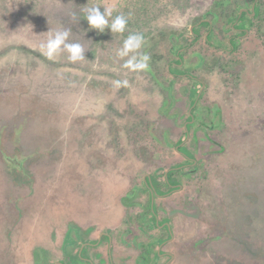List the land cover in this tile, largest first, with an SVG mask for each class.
Instances as JSON below:
<instances>
[{
  "label": "flooded vegetation",
  "instance_id": "obj_1",
  "mask_svg": "<svg viewBox=\"0 0 264 264\" xmlns=\"http://www.w3.org/2000/svg\"><path fill=\"white\" fill-rule=\"evenodd\" d=\"M263 5L264 0L212 4L185 37H169L167 78L156 77L151 96L142 102L128 95L127 100L117 99L122 104L108 98L101 109L95 100L92 106L97 108L90 116L102 122L97 127L102 136L96 145L76 150L70 188L76 195H93L101 188L103 173L114 170L115 203H101L102 213L111 219L100 225L80 224L68 209L54 212L46 199L51 188L46 176L54 169L43 167L36 175L37 187L32 178L28 194L8 197L0 206V264H113L114 257L119 264H181L184 257L192 264H258L264 250L251 235L248 240L229 232L240 249L236 259L221 249L227 219L212 215L220 208L227 214L224 190L229 183L223 169L231 157L222 155L229 150L227 141L236 143L229 130L239 123L234 108L224 106L195 74L199 52L192 47L202 41L221 53V68L230 74L231 65L241 60L242 39L262 35ZM115 118L129 124L128 131L117 132ZM163 125L167 129L159 137L154 131ZM2 155L12 166L22 167L16 156ZM218 173L222 176L215 178ZM205 181L211 194L205 193ZM194 230L200 234L196 242ZM84 249L85 256L78 259Z\"/></svg>",
  "mask_w": 264,
  "mask_h": 264
},
{
  "label": "rangeland",
  "instance_id": "obj_2",
  "mask_svg": "<svg viewBox=\"0 0 264 264\" xmlns=\"http://www.w3.org/2000/svg\"><path fill=\"white\" fill-rule=\"evenodd\" d=\"M218 1L222 0H0V206L8 197L14 200L28 194L31 179L37 187L36 175L43 167L51 168L54 170L46 176L51 186L46 199L54 212L68 209L80 224L107 223L111 218L102 213L101 203H115L118 177L114 170L99 177L101 188L93 195H76L70 188L76 150L96 145L102 136L97 131L102 122H95L90 113L101 109L108 98L122 104L117 99L127 100L128 95L142 102L151 96L156 91V77L167 78L164 55L170 50L169 37H185L188 28ZM93 4L114 7L113 17L131 13L126 31L111 33L106 28L101 33L90 29L82 9ZM262 8L264 12V5ZM100 10L103 12V6ZM63 29L71 30L69 42L83 45L84 60L71 63L66 52L52 60L42 55L41 44ZM129 32L145 37L140 51L151 57L146 71L123 68V60L115 55ZM192 48L199 52L200 68L195 74L204 78L208 91L224 106L234 108L239 123L229 130L236 143L227 141L229 150L222 155L231 157L223 169L229 183L224 182L227 214L221 208L211 213L217 219H227L221 249L228 258L236 259L240 249L229 232L248 240L252 236L253 243L264 250V28L262 35L251 33L239 43L241 60L231 65L234 71L230 74L221 68V53L202 41ZM193 60L196 62V57ZM125 79L127 87L113 86L114 80ZM95 100H99L97 107L92 106ZM113 124L120 133L129 125L119 118ZM132 124L129 132L133 131ZM166 129L163 125L154 132L161 137ZM1 152L9 158L16 156L22 167L12 166ZM221 176L218 173L214 177ZM202 184L205 193L211 194L209 182ZM194 231L196 242L200 234ZM85 254L84 249L77 258ZM182 261L192 264L185 257ZM112 263L120 261L114 257ZM258 264H264V253H259Z\"/></svg>",
  "mask_w": 264,
  "mask_h": 264
},
{
  "label": "clouds",
  "instance_id": "obj_3",
  "mask_svg": "<svg viewBox=\"0 0 264 264\" xmlns=\"http://www.w3.org/2000/svg\"><path fill=\"white\" fill-rule=\"evenodd\" d=\"M103 6V12L100 8ZM84 16L88 22L90 29H96L99 32H104L105 29H110L111 33L123 34L127 27L131 16L123 13L117 14L113 17L114 7H108L100 4H93L82 9ZM73 19H76V14H72ZM71 30L63 29L57 30L49 35L47 41L41 44L42 55L52 60L60 52H66L67 60L71 63L84 60L85 48L79 42H69ZM145 43V37L139 32H129L127 37L123 40L122 46L115 50V55L120 60H123L122 67L130 71H146L150 67V55L146 52H141L140 49ZM127 57V59H125ZM113 86L117 89L120 87H127L128 81L114 80Z\"/></svg>",
  "mask_w": 264,
  "mask_h": 264
}]
</instances>
